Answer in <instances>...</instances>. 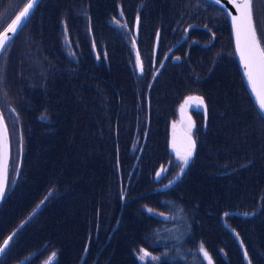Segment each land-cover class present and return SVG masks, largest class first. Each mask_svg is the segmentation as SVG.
Returning a JSON list of instances; mask_svg holds the SVG:
<instances>
[{"label": "trees", "instance_id": "1", "mask_svg": "<svg viewBox=\"0 0 264 264\" xmlns=\"http://www.w3.org/2000/svg\"><path fill=\"white\" fill-rule=\"evenodd\" d=\"M118 1L74 0L72 6H67V2L71 0H44L40 5L39 23L47 22L45 18H49L52 25L41 27V33L44 36L40 38V47L39 40L35 42V49L41 48L45 51L56 39L58 40L56 49L59 50L60 56L64 55L65 50L63 49V52L59 48L61 41L63 47L65 33L69 41L73 43L64 29L66 25L68 27L74 24L79 18L77 22L81 26L75 28L74 32L77 35L85 32L88 38L94 39L97 49L105 48L106 56L93 54L92 41H88L87 45L82 44L81 53L88 51L91 58L98 63L106 61L104 62L107 67L106 75L101 69H95L93 73L94 67L90 61L83 64L81 69L71 66L65 58L59 59L56 51L43 54L38 58V62L29 66L27 58H31L36 50H28L33 48L32 46H25L23 50L22 40L16 41L18 47L15 45L9 53L6 76L9 74L5 79L13 117H10V120L6 118V122L12 140L10 175L12 178L18 173L21 152L22 155L17 183L8 192L0 207V246L16 231L9 243L11 246L9 254H4L0 258L1 264H17L23 260H25L24 264H44L52 254H54L52 256L55 258V264H86L85 260L89 264H93L95 260L96 264H144V260L148 262L147 264H209V259L200 251L201 246L211 258V264H246L238 243L237 248L232 246L224 258H218L209 252L202 237L198 238L195 233L189 234L188 230L184 231L179 227L181 222L194 220L192 218L198 214L197 209L218 216L222 222L225 217L227 224L229 217L233 215L230 214L232 212L251 214V216L241 215L235 222V228L242 233L241 237L244 239L242 242L244 246L247 245L246 252L250 263L264 264V206L256 203L245 205L248 198L258 191V184L264 182V119L245 87L234 54L226 14L211 2L197 0L198 9L191 10L192 17H203V23H206L207 27L202 28L203 33L199 31L197 35L191 33L190 37L193 38L191 42L196 41L195 53L189 55L190 48L193 46L191 43L187 49L178 51L188 58L193 55L192 67L190 69V62L189 64L170 62L172 65L164 70L166 65L163 66V62H159L158 66L160 65L163 69L154 79L153 89L151 73L150 77L142 83L143 86L137 85L136 76L142 79L145 76L138 72L136 60L130 65L135 73L134 75L131 71V79L120 81L119 78H125L120 74L121 71L117 74L119 78L114 79L111 69H114V66L125 68L124 65L129 62V51L111 60V50L113 55H118L114 52V47L95 37L97 30L99 33L111 30L109 20L115 15L113 6ZM128 2L126 9H132L136 5L134 0H128ZM84 5L88 7H83ZM170 6L171 14H180L179 16L186 9L180 5L179 0H174ZM92 7H95L93 11L89 9ZM79 8H83L82 17L78 14ZM157 9L160 10L157 14H167L169 4L162 6L160 2ZM39 11L40 9L36 14ZM188 12L190 10L185 14ZM218 12L225 14H223L224 19L218 21L211 16L212 13L218 15ZM134 14L138 16L140 11H135ZM186 22L182 21L183 24ZM136 23L140 24V16ZM195 26L191 25L189 28ZM187 28H176L179 39ZM214 31L219 33L212 35ZM223 34L227 35L225 39ZM120 37L121 33L116 38L120 39ZM156 38L151 37L153 45ZM219 39L220 42H218ZM10 64H14L12 72ZM201 67L204 69L202 70ZM28 68L31 69L30 72ZM147 68L152 71L151 60ZM33 70H37L38 78L34 76ZM50 70L54 72L52 75L54 85L59 80L56 81L55 74L66 73L72 80L78 73H84L85 82L92 79L91 84L99 82L95 88L93 101H89L85 107L93 113L95 118L103 119L96 124V127L101 129L100 133L91 131L93 135L98 134L97 142L91 141L93 140L91 136L90 142L86 143L83 136L78 133L80 130L86 133L88 125L80 126L79 131L74 132L70 123L62 122L63 118L60 119V115L55 111H47L52 115L49 123L41 124L38 121L36 116L41 112L43 105L36 103L38 101L36 97L41 94V91L48 93L50 96L48 102L54 104L51 96L55 94L56 85L50 87L47 84ZM191 73L194 75H190ZM191 77L197 79L196 85L191 88L174 89L188 84ZM112 78L119 82L108 83L107 80L110 81ZM31 89L33 92L29 93ZM72 89L79 90L74 86ZM64 92L58 95L63 96L66 94ZM103 92L105 95H102ZM190 92L198 94L203 101L208 99L205 106L206 113L203 112L205 121H203L204 117H201L196 130L197 149L200 148L198 135H202L204 126H211L214 133L218 132L221 123L225 125L226 120L230 121L231 115L233 119L241 120L240 127H237L235 133V136L238 134L237 140L233 145L228 143V146L232 148L230 154L234 156L229 160V164H237H234V168L222 170L230 173L228 178L222 176L221 172L217 174L218 178H226L220 185L223 187L219 185L211 187V182L206 180H209L208 176L219 169V157L221 153H224L220 152V148L225 146L226 136L220 144L218 138L212 137L213 145L208 157H194L195 166L186 169L181 184L176 188L167 186L168 160L176 154L169 142L170 125L165 123L170 119L168 113L175 97L184 96ZM82 95V90H79L75 98L84 100ZM69 106L72 107L73 103L70 105L67 103L68 108ZM243 108L248 110L244 111ZM1 109L4 111L2 107ZM34 109L36 116L31 119L28 113L30 115ZM103 112L108 114V118H104ZM242 112L249 116H244ZM220 114H222L221 118ZM160 117L163 119L159 120ZM86 118L89 120L88 116ZM90 127L93 126L90 124ZM243 128L248 130L244 131V136L240 138ZM89 134L90 132H87L85 136ZM145 135L146 141L148 140L149 145L153 147L143 152L145 145L140 147L139 143ZM14 136L18 137L17 141ZM16 147L18 150L15 149ZM260 147L263 148V152H259ZM45 148L47 150H44ZM31 153L37 156L32 155L33 162L29 165V169L35 166L36 173L32 178L30 171L26 170L29 163H24ZM104 153L107 155L106 159L102 158ZM158 153L161 154L158 155ZM250 153H253L251 159L247 160L246 156ZM43 155L46 157L44 158ZM155 155L158 156V161L151 166L150 157ZM47 157L51 162L52 170L48 180L41 173V171H47L44 170L45 165L43 167L42 162L44 159L47 160ZM165 157L168 160H164ZM37 158L42 161L36 163ZM14 160H17L15 165ZM242 162L245 164L239 169L236 168L238 163ZM48 168H50L49 165ZM132 172H137L138 175L129 180ZM22 175L25 176L23 180ZM107 175H110L108 180L105 179ZM231 181L233 186L228 187ZM32 188L36 190V199L35 203L29 205L28 202H34L30 199ZM93 192L94 196H92ZM46 195H49L47 204L53 199L56 201L53 200L46 208L39 209L26 223L31 227L32 234L23 233L22 230L26 225L22 228L16 225L19 224L20 227ZM123 195H125L124 199ZM180 197L186 198L188 202L181 203ZM85 199L89 201L87 207L83 206ZM20 203L25 207L17 213V216H11L13 208L20 206ZM253 215L254 218L251 219ZM18 216L21 217L16 220ZM260 222L262 225H258ZM71 239L74 241L69 243ZM45 244L50 247L48 253H46ZM143 251L148 253L146 259H141Z\"/></svg>", "mask_w": 264, "mask_h": 264}, {"label": "rangeland", "instance_id": "2", "mask_svg": "<svg viewBox=\"0 0 264 264\" xmlns=\"http://www.w3.org/2000/svg\"><path fill=\"white\" fill-rule=\"evenodd\" d=\"M28 1L29 0H0V34L3 31H5L7 29V27L13 22L15 17L23 10V8L26 6ZM43 1L44 0L40 1L39 6L37 8H35L32 15L29 17V19L24 24V26L21 28L22 32L20 34L18 33L15 36V38L13 39L12 43L10 45H7L5 50L2 52V54H0V105L3 108V110H4L3 112L5 113L8 120H10V117H13V113L11 111V106H10L9 95L6 92V79H5L8 77V74H9L8 73L6 76L8 59L10 56L9 53H10L11 49L13 47H15V45H17V47H18L17 42H19L21 40H22L21 48L23 50H25V48H24L25 46H32L33 48H28V50H32V49L34 50L35 46H36L35 42L37 40H39V47H40L42 36H44L41 33V27L44 25H52L49 18H45V20L47 22H40L39 23L40 15H41V8H40L41 6L40 5ZM134 1L136 4H138V2L139 3L141 2V0H134ZM144 1H145V4L143 5V7H145V8H144V10L140 11V14L137 16L136 14H134V12L136 11V9L134 8L135 5L133 6L134 9L133 8L132 9H126V5L129 3L128 0H119L113 6V10H114L115 15H114L113 19L109 20V22L112 26L111 30H109V32H106V33H99L98 30L96 31L97 33H96L95 37L99 41H103V42L105 41L110 47H114V52L118 54V55H113L112 50H111L110 51V59L111 60L115 57L120 56V55H124L127 51H129V62H126V64L124 65L125 68L114 66V69H111V71H112L111 73H113L114 79H116V77L119 78V76L117 75L118 71H121L120 74L123 77H125L124 79L119 78L120 81L132 78V72L131 71H133V69L130 65H132V63H133V58L135 59V53H132V51L129 47L127 48V45L124 43V41L119 42L118 38H116L118 35H120V33L122 31V25L121 24H122L124 19H127L128 14L135 17V18L140 16L139 34H138L137 28H135V31H136V34L138 36V39H140L141 36L143 35V38H141V40H139L137 42V46L142 50V53L144 54L143 55L144 61L142 60V66L144 65V63L146 66L149 63V61L152 59L153 56L155 58V61L159 62V59H162L164 54L171 47H173L172 48L173 50L175 49V50H177L176 52H178L179 50L187 49L189 46V43H191V45H193V46H191V48H190L189 55L192 53H195L197 51L196 41L191 42V37H190L191 34H189V36L186 39L181 40V39H179V34H178L176 28H179V27H186L187 28L191 25H197L199 27L187 28L190 33L196 34V35L199 32L203 33V31L201 29L202 26L204 28H206L207 24L203 23L204 22L203 17H200V16L192 17V14H191L192 9H198V1L197 0H179L180 5L183 7H186L185 12L181 16H179L180 14H178V15L177 14H171L172 11H171L170 3L174 2V0H144ZM254 1H257V0H254ZM160 2H162V6L169 4V9H168L167 14H164V15H162V13L157 14L160 11L159 9H157L160 6ZM73 3H74V0H71V2H67V6H72ZM119 6H122V8H123V10H125V12H122V9H120ZM83 7L87 8L88 6L84 5ZM94 8L95 7H92L89 9L91 11H93ZM39 9H40V11L38 12V14H36ZM189 10H190V12L185 14ZM82 11H83V8L78 9V14L80 17H82V15H81ZM224 13H225V11H224ZM224 13L218 12V15H216L215 13H212L211 16L217 18L218 21H220V20L224 19L223 18ZM43 16L44 15H42V17ZM118 16H119V18H118ZM83 17H85V16L83 15ZM254 18H255V22H256L257 31L260 34L264 33V0H258L257 3H255ZM36 19H38V20H36ZM77 20L74 22V24H71L68 27L66 25V27L64 29L65 32L67 31L68 34L70 35L73 43L69 41L67 34L63 31V36L65 33L64 40H63V47H62V41H61V45H60L59 49L61 51H63V49H64L66 54L64 53V55L60 56L59 50L56 49V45H57L58 40L54 39L53 44L48 49H46L45 51H43L41 48L35 49L36 52L31 56V58H29V57L27 58L28 65L30 66V65L34 64L35 62H38V58L40 56H42L43 54L48 53V52H52V51H56L58 56H59V59L65 58L67 61H69V63H70L69 65H71V66L79 67V69H81V66L83 64L90 61L92 66L94 67L93 73L95 72V69H101V70H103V74L106 75V69L105 68H107V67L105 66L106 64L104 63L106 61H101V63H98V62L94 61L93 58H91L90 53L88 51H86L84 54L81 53L82 44L87 45L88 41H92L91 46H92L93 54L94 55L98 54L101 57L106 56L105 48L99 47L97 49L95 42H94V39L92 40V39L88 38V36L85 32L82 35H77L74 32L75 28H80V26H81L77 22ZM182 21H187V22L185 24H183ZM125 24H126V22H125ZM213 29H214V27H213ZM49 32H50V30H49ZM35 35H37V36H35ZM158 35H159L160 41L158 39L159 46L156 48V46L152 44L150 39H151V37H153V36L157 37ZM182 35H181V37H182ZM16 37H17V39H16ZM260 37L262 39V43L264 44V35H261ZM133 38L135 39V36ZM62 39H63V37H62ZM231 40H232V35H231ZM218 42H220V39L218 40ZM178 44L180 46H178ZM152 45H153V48H151ZM45 46H46V44H45ZM131 46L134 47L136 45L132 44ZM155 49H156V51H155ZM136 56L138 57L139 55H136ZM183 56H185V54ZM140 57H142L141 53H140ZM185 57H186V59L191 60L193 55H191L189 58L187 56H185ZM182 61H183V59L181 60V62ZM171 63L170 62L167 63L164 70H167V68L172 65ZM13 65L14 64H10V66H11L10 71L11 72L14 71ZM37 67H38V65H37ZM191 67H192V63L190 64V69H191ZM201 69H202V67H201ZM28 71L30 72L31 69L28 68ZM49 72L50 73L48 76L47 84L50 87H53L56 85L55 86L56 90L54 91L55 94H53V96H51L52 100L54 101V104H50L48 102L50 99L49 94L48 93L45 94V92L41 91V94L38 97H36L38 100V101H36V103L43 105V107L41 108V112H39L36 116V110L34 109V111L30 112V115L28 113V117L31 119H34L36 116L38 121L41 124H44L46 122L49 123L50 122L49 120L52 119V115L50 113H48L47 111H51V110L55 111L60 115V119L63 118L62 122L67 121L70 123L72 131H74V132L79 131L78 128L80 129V126L88 125L87 132H90L89 135L85 136L87 132L82 133L81 130L78 133L83 136V139H84V141H86V143L90 142L91 136H93V140H91V141L97 142L99 140L98 134L93 135V133L91 131H93L95 133H97V132L100 133L101 129L97 128L96 124H99L100 120H103V119H99L97 117L95 118V116L92 115L93 113L89 110L91 112L90 113L87 109H85V107L89 101H93L95 88L99 85V82L97 84H91V82H93V79L91 81L85 82L84 78H83L84 73H78L76 78L74 80H72L71 78L68 77L69 74L66 73L64 75L55 74L56 81L58 79L59 80H58V83H56L54 85V83H53L54 80L52 78V75L54 72H51V70ZM57 72H59V71H57ZM36 73H37V70H33L34 76H36L38 78V75ZM150 73H151V69L147 68L145 75H144L145 76L144 79H142V77L139 78L136 76L137 85L143 86L142 83L145 82L150 77ZM108 74H109V72L107 70V75ZM133 74L135 75L134 71H133ZM190 75H194V74L191 73ZM61 76H63V77H61ZM17 77H18V75H17ZM113 78L110 81L107 80V82L110 84L111 83L114 84V83L119 82V81H114ZM196 82H197V79L191 77V80L188 82V84L180 86L178 88H174V89L179 90V89L186 88V87L191 88L192 86L196 85ZM89 84H91V86H87ZM73 86L79 90H82V94H83L82 96L84 97V100L82 98H79V97L75 98L76 95H78L79 90L75 91L74 89H72ZM106 86L111 87L110 85H107V84H106ZM33 89H36V88H33ZM153 89H154V80H153ZM47 90H48V88H47ZM97 90L98 89H96V91ZM32 92H33V90L31 89L29 93H32ZM63 92L66 94H64L63 96L58 95L59 93H63ZM203 92L205 93V91H203ZM102 95H105V92H103ZM206 100H208V99L207 98L204 99V106H206V102H207ZM67 103L69 105H70V103H73V106L72 107L69 106L70 108H68ZM197 105L202 106L201 103H198ZM57 107H58V109H57ZM243 109H244V111L248 110L247 108H243ZM180 110L186 112V108H183ZM205 110H206V108H205ZM186 114H188V119L190 120V118H192V111H187ZM242 114L244 116H249V115H246V113L244 114V112H242ZM223 115L225 118L226 113L224 112ZM86 116H88L89 120H87ZM103 116H104V118H108L107 113H104ZM221 117H222V114H220V118ZM241 118H242V116H241ZM161 119H163V117L159 118V120H161ZM82 121H84L83 124H81ZM85 121H86V123H85ZM226 121H227V124L224 125L221 123L219 125L218 132L213 133L211 126H204L202 128V135L201 136L198 135V140L200 141V146H199L200 148L196 149V155H194V157H204V158L208 157L209 152L212 149L211 148L213 145L212 144V137H216V139L218 138L219 144H220V142H222L226 136V143L224 144L226 147L224 146L223 148H220V150H221L220 152H224V153H221V155L219 157V159H220L219 169H217L213 175L208 176L209 180H206L207 182H211V187H213L214 185L220 186L221 183L224 181V179L229 177L230 173L223 172L222 171L223 169L228 170V169L234 168L233 167L234 164H237V163L229 164L230 163L229 160L233 159L234 156H231V154H230L232 148H231V146L230 147L228 146V143H231L233 145L234 142L237 140L238 134L235 136V133L237 131V127H240L241 120L240 119H233V116L231 115L230 121H228V120H226ZM90 124L93 127H90ZM242 125H244V123H242ZM249 126H250V124H249ZM185 127L186 126L182 125V119L179 116V117H177V119L173 123L172 131L173 132L183 131V130H185ZM224 127H226L227 129L225 130ZM192 128L193 127H190V125L187 124V129L190 130L191 133H192ZM231 128H232V130H231ZM246 130H248V128H243V130L241 131L240 136H239L240 138L242 136H244V133H245L244 131H246ZM249 130H250V127H249ZM227 132L229 134H227ZM191 133H189V134H191ZM195 136H196V134H195ZM14 139H15V141H17L18 137L14 136ZM170 142H171V140H170ZM181 143H183V141L179 140L178 144H181ZM139 146L140 147L144 146L143 150H145V151H148L153 147V145L152 146L149 145L148 140L146 141V135L143 136L141 142L139 143ZM17 147L15 148L16 150H18ZM16 150H15V153H16ZM44 150H47V149L45 148ZM261 151L263 152V148H261V150L259 152H261ZM160 154L161 153H158V155H160ZM224 154H226V156H224ZM251 154H253V153H250L249 155L246 156L247 160L251 159ZM256 154H258V153H256ZM32 155H34V154L31 153L29 155V159L24 160V163H29L26 167V170H27V172L30 171L31 178L33 176H35V173H36V172H34L35 166L33 169L32 168L29 169L30 162H33L31 160ZM34 156H36V155H34ZM43 156H44V158L46 157L45 155H43ZM14 158H16V156H14ZM102 158L106 159L107 155L105 153L102 154ZM174 158L179 160L177 158V156H175V155H174ZM164 160H167V157H165ZM40 161H42V160H39V158H37L35 162L39 163ZM157 161H158V156L155 155V156L150 157V165L151 166L155 165L157 163ZM16 162H17V160H14V165L16 164ZM42 162H43V167L45 165L44 170L46 169L47 171H45L46 173L41 171V173L44 176H46L47 180H48L49 177L52 175L51 162L49 160V157H47V160L44 159ZM224 162H226L228 164H225ZM244 164H245V162H242L241 164L238 163L236 168L239 169ZM48 165L50 168L47 169ZM136 165H137V163H136ZM194 166H195V163L192 161L190 168H193ZM24 168H25V165H24ZM219 172H221L222 176H227V177L226 178H218L217 174ZM134 175L135 174H133V177H134ZM23 177H25V176L22 175V177H21L22 180H23ZM109 178H110V175H107L105 177L106 180H108ZM9 179L11 180L12 177H10ZM38 179H39V177H38ZM249 179L250 178L247 175V180H249ZM198 186H202V185H198ZM232 186H233V183L231 181L228 184V187H232ZM220 187H223V186H220ZM200 188H202V187H200ZM8 189H9V186H8ZM31 191L32 192H31L30 199H31V201H34V202H28L29 205L35 203V199H36L35 198L36 190L34 188H32ZM78 196H80V193H78ZM92 196H94V192L92 193ZM48 199H49V195H46V197L40 201V203L34 208V210H37V209L42 210L44 207L46 208L49 204H51L53 200L56 201V199H53L52 201H50L47 204ZM242 203H244V202H242ZM242 203H241V205H244ZM254 203H256L259 206H264L263 205L264 204V182H261L258 184V191L256 192L255 195L248 198V202L245 203V205H251ZM88 204H89V201L85 199V204L83 206L87 207ZM10 205H11V203H10ZM19 205L20 206H15V208H13L14 210L11 212V216H17V213H19L23 209V207H25L24 204H22V203H20ZM20 217L21 216L16 217V220H19ZM253 218H254V215L251 219H253ZM255 218H257L256 215H255ZM11 219H12V217H11ZM34 220H36V218ZM29 221L30 220H28L27 223ZM258 225H262V222H260ZM255 226H257V225L255 224ZM16 227L19 228V224L16 225ZM257 227H259V226H257ZM71 228L73 229L74 227H71ZM22 232L26 233V234H30L31 233V227L26 225V227L22 230ZM33 235H35V234H33ZM73 241H74V239H71L69 241V243H71ZM48 244L44 245V247L47 248L46 253H48V249L50 248V247H48L49 246ZM1 246H3V243ZM10 247L11 246L6 248L5 254H9L8 252H10L9 251ZM144 253H147V252L143 251L142 256H144ZM44 255H45V253H44ZM52 255H54V254H52ZM52 255H50V256H52ZM147 255H148V253H147ZM147 255L144 256V258H146ZM3 260H1V261H3ZM48 261H51V260H47L46 262H48ZM0 264H1V262H0Z\"/></svg>", "mask_w": 264, "mask_h": 264}, {"label": "flooded vegetation", "instance_id": "3", "mask_svg": "<svg viewBox=\"0 0 264 264\" xmlns=\"http://www.w3.org/2000/svg\"><path fill=\"white\" fill-rule=\"evenodd\" d=\"M144 4H145L144 0H142L140 3L136 4L135 5L136 11L144 10V8H145V7H143ZM120 9H122V12H125V10H123L122 7H120ZM118 18H119V16H118ZM138 18L139 17L135 18V17L128 14L127 19H124L122 24H121L122 25L121 37H120V39H118V41L119 42L124 41V43L127 45V48L129 47L131 49L132 53H135V58H137V59L141 58L143 60L144 54L142 53V50L137 46V42L139 40H141V38H143V35L141 36L140 39H138V36L136 34V31H135V28L137 27L138 34H139L140 24L136 23ZM125 22H126V24H125ZM195 27H199V26L196 25ZM202 28H204V27L202 26ZM218 33H219V31H214L211 34L216 35ZM189 34H191L189 32V30L188 29L185 30L184 34L181 37V40L186 39L189 36ZM134 36H135V39L133 38ZM226 36H225V34H223L224 39ZM157 37L159 39V36H157ZM194 38H196V37H194ZM191 39H193V38H191ZM156 40H157V38H156ZM150 41H151V39H150ZM132 44H135L136 46L132 47L131 46ZM154 44L156 46V41ZM158 46H159V44H158ZM178 46H180V45L178 44ZM151 48H153V45ZM156 48H157V46H156ZM172 48L173 47H171L170 49L167 50V52L164 54L162 59H159V62H163V66H165L168 62L181 63V64H183V63L189 64V62L191 63L192 60H188V59H186L185 56H182L180 54L181 51L179 53V52H176L177 50H175V49L173 50ZM155 51H156V49H155ZM140 53H141L142 57H140ZM136 55H139V56L137 57ZM177 57H179V59H177ZM182 59H183V61L181 62ZM133 60H135V59L133 58ZM159 62L155 61L154 56L152 57V59H151V64H152L151 77L153 78V80L160 75V73L163 69L160 65L158 66ZM141 66L142 65H140V63L138 62V72L142 75H145L147 65L145 66V63H144V65L142 66V70H141ZM189 98H192V99H189ZM200 101H201V97L198 94L191 93V92L188 94H185L184 96H176L175 97V99L173 100L172 105L170 107L169 113H168L170 119L167 123H165V125H167V124L170 125V128H169V133H170L169 142L171 140L170 144L171 143H177V142H179V140L187 143L189 137H190L192 142L197 141V137L195 136V133L199 127V120L201 119V117H204L203 121H205V115H203L204 114L203 113L204 112V102L202 103V106L197 105L198 103H200ZM202 101H203V99H202ZM183 108H186V112L192 111V118H190V120L189 119L183 120L184 117L188 116V114H186L185 111L180 110ZM200 114H202V116H200ZM179 116L182 119V125L186 126L185 130L179 131V132H173L172 131L173 123L177 119V117H179ZM207 119H208V115H207ZM187 124H189L190 127H193L192 133L190 130L187 129ZM189 133H191L192 135ZM185 145L186 144H184V146ZM144 151L145 150H143V152ZM169 156H170V154H169ZM169 156H168V158H169ZM176 156H177V154H176ZM168 158H167V160H168ZM167 166H168L167 181H166L167 186L170 188H176L181 184L182 180L185 177V173L181 172V168H183V162L181 160H177L173 156H171L168 160ZM133 174H135L134 177L138 175L137 172H132L129 180H131L133 178ZM124 198H125V195H123V199ZM180 202L181 203H187L188 200L184 197H180ZM196 207H198V206H196ZM197 212H198V214H195V216L192 218L194 220H190L187 222L186 221L181 222L179 227L181 229H183L184 231L188 230L189 234L195 233V235L198 238L202 237L203 243L206 245V248H208L209 252L212 255H216L218 258H220V257L224 258L225 255L230 252L232 246L236 247V246H238V244L239 245L241 244L239 242V240H241V241L244 240L241 237L242 233L238 232L235 228L236 227L235 222L237 220H239L241 215L234 214L231 217H229V222L225 226V225H223V222L219 219L218 216H215L213 214H208L207 212H205L201 209H197ZM246 246H245V248H246ZM146 258H144V259H146ZM85 263L89 264L86 260H85ZM147 263L148 262L144 260V264H147ZM93 264H96V260Z\"/></svg>", "mask_w": 264, "mask_h": 264}, {"label": "snow or ice", "instance_id": "4", "mask_svg": "<svg viewBox=\"0 0 264 264\" xmlns=\"http://www.w3.org/2000/svg\"><path fill=\"white\" fill-rule=\"evenodd\" d=\"M37 2L38 0H30L23 11L16 16L15 20L7 30L0 35V54L5 50L7 40L10 39L8 34L11 33L12 35H15L17 28L23 27V24L27 22L30 10L34 8ZM229 2L232 3L239 12V16L233 17L236 26L237 49L240 52L241 60L244 62L248 80L253 86V91L257 94L259 107L264 111V46H261L260 40V36L264 35V33L258 35L254 19L253 0H241L239 3H237L236 0H229ZM216 3L219 4L220 0H216ZM177 59H179V57H177ZM257 83H259V87H257ZM200 103L202 104L203 101L201 100ZM193 148L194 143L189 137L183 152L181 153L180 151H177V158L183 162L184 167L188 165L189 159L192 156ZM8 155L9 146L7 127L3 124V117L0 116V195L3 194L4 190V177L7 173ZM182 171L183 168H181V172ZM50 194L51 193H49V195ZM149 211L151 210L149 209ZM11 239L12 237L10 236L7 240L3 241V246H0V254L4 253L5 249L8 247V242ZM200 251L209 259V264H211V258L208 257V253L202 246ZM146 255L147 253H144V256ZM144 256H141V259H143Z\"/></svg>", "mask_w": 264, "mask_h": 264}, {"label": "water", "instance_id": "5", "mask_svg": "<svg viewBox=\"0 0 264 264\" xmlns=\"http://www.w3.org/2000/svg\"><path fill=\"white\" fill-rule=\"evenodd\" d=\"M40 1H41V0H38V2L35 4L34 8L30 10V13H29V16H28L27 20H28L29 17L32 15V13H33V11L35 10V8H37V6H38V4H39ZM207 1H209V2H211V3H213V4H215V5H217V6H219V7H221V8L225 11V13L227 14V16H228V20H229V24H230L231 32H232V42H233V47H234L235 57H236V60H237V63H238V66H239V69H240V72H241V75H242V78H243L244 84H245L246 89H247L248 93L250 94L251 99H252L253 103L255 104V106H256L258 112L260 113V115H261V116L263 117V119H264V111H262V110L260 109V107H259V101H258L257 94H256V92L253 91V86H252V84H251V83L249 82V80H248V76H247V74H246V70H245V67H244V62L241 60V58H240V52H239V50L237 49L236 26H235V23H234V21H233V17H237V16H239V12H238L237 9L233 6V4L229 2V0H220V3H219V4L216 3V0H207ZM29 2H30V0L28 1V3H29ZM236 2L239 3V2H241V0H236ZM26 6H27V4H26ZM26 6H25V7H26ZM25 7H24V8H25ZM24 8H23V9H24ZM22 11H23V10H22ZM18 15H19V14H18ZM18 15H17V16H18ZM15 18H16V17H15ZM14 20H15V19H14ZM14 20H13V21H14ZM11 24H12V23H11ZM11 24H10V25H11ZM10 25H9V26H10ZM9 26H8V27H9ZM23 26H24V24H23ZM8 27H7V28H8ZM21 28H22V27H18V28H17V31H16V34H15V35H12L11 33L8 34L9 37H10V39L7 40L6 46H7L8 43H9V42H10V41H11V40L17 35V33L21 30ZM6 30H7V29H6ZM6 30H5V31H6ZM5 31H3L0 35H2ZM257 87H259V83H257ZM0 116H2L1 110H0ZM2 117H3V116H2ZM4 123H5V122H4V119H3V124H4ZM7 138H8V146H9V155H8V160H7V173H6V176L4 177V180H5L4 190H3V194L0 195V207H1L2 203H3L4 200H5V197L7 196V191H8V186H9V182H8V181H9V162H10L9 156H10V143H9V137H8V135H7ZM173 147L176 149V147H175V143L173 144ZM38 210H39V209L34 210V211H33V212H32V213L26 218V220L21 224V226H24L28 220H30L32 217H34ZM15 233H16V231H14L10 236L13 237ZM10 236H9V237H10ZM7 239H8V238H7ZM7 239H6V240H7ZM10 241H11V240H10ZM10 241L8 242V247H9V243H10ZM5 252H6V249H5L4 253L0 254V258L5 254ZM24 263H25V260H23V261H21V262H19V263H17V264H24ZM44 264H46V263L44 262Z\"/></svg>", "mask_w": 264, "mask_h": 264}, {"label": "bare ground", "instance_id": "6", "mask_svg": "<svg viewBox=\"0 0 264 264\" xmlns=\"http://www.w3.org/2000/svg\"><path fill=\"white\" fill-rule=\"evenodd\" d=\"M39 4H40V2H39ZM39 4H38V6H39ZM215 5V4H214ZM37 6V7H38ZM215 6H217V5H215ZM218 8H220L222 11H224L221 7H219V6H217ZM138 24V23H137ZM137 28V27H136ZM22 30H20L18 33L20 34V32H21ZM17 33V34H18ZM231 35H232V32H231ZM15 38V37H14ZM13 38V39H14ZM13 39L8 43V45H10L11 43H12V41H13ZM156 46L158 47V37H157V40H156ZM250 95V94H249ZM251 97V96H250ZM1 108V107H0ZM2 110V109H1ZM205 113H206V111H205ZM207 115V114H206ZM5 123H4V125H6V127H7V135H8V137H9V139L11 140V137H10V132H9V128H8V125H7V122H6V119H5V121H4ZM195 146H196V142H195ZM21 155H22V152H21V154H20V162H19V164H18V173L16 174V177H13L11 180H9V189H8V192L11 190V189H13L14 188V186H15V184L17 183V180H18V178H19V174H20V169H21ZM9 159H10V162H9V174L11 175V171H12V166H11V163H12V152L10 153V156H9ZM186 172V170L183 172V173H185ZM236 212H232V213H230V214H235ZM225 216V215H224ZM26 220V219H25ZM24 220V221H25ZM223 222H224V225L226 226L227 225V222L225 221V217H223ZM23 221V222H24ZM22 222V223H23ZM27 223V222H26ZM26 225V224H25ZM24 225V226H25ZM23 226H21L20 225V227L19 228H22ZM243 257H244V260H245V263L246 264H251L250 262V258H249V256H248V253L246 252V253H243Z\"/></svg>", "mask_w": 264, "mask_h": 264}]
</instances>
